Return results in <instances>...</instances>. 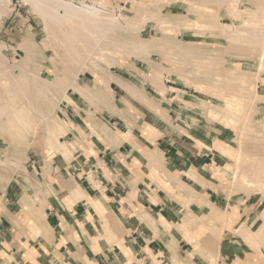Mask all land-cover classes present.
<instances>
[{
    "label": "rangeland",
    "instance_id": "1",
    "mask_svg": "<svg viewBox=\"0 0 264 264\" xmlns=\"http://www.w3.org/2000/svg\"><path fill=\"white\" fill-rule=\"evenodd\" d=\"M72 1L76 6L82 2L96 5L103 17L118 20L122 24L118 36L129 42V46L113 53L108 50L110 55L105 58L84 55L74 62L64 45L67 38L62 37L64 30L60 36L58 27L48 32L46 20L24 0H0V128L7 123L2 126L5 132L0 129V199L7 195L22 203L36 198L35 162L41 155L52 157L55 152L66 149L60 146V136L64 135L61 108L63 104L71 103L69 96L75 102V109L84 113L87 121L97 119L92 109L101 112L109 108V115L115 119L118 112L113 105V91H119V88L110 84L111 80L114 81L110 77L112 73L121 75L130 85L131 89L127 91L131 97H125L127 101L135 105L134 101H138L147 106L156 102L161 107L159 111L164 116L158 114L157 119L152 117L150 120L158 129L172 126L165 117L164 105H170L165 91H172L171 87H174L190 93L189 100L181 99L182 106L205 115L208 119H204L208 121L222 123V129L225 128L221 136L225 142L216 141L215 145L223 152L227 149L228 157L231 156L227 173L216 177L228 180L232 185L230 198L234 194L246 197L260 194L264 197V176L260 175V169L264 170V71L259 72L258 68L264 42L262 38L241 42L235 37L229 38L213 25L221 22L223 26L240 27L256 7L249 6L248 0ZM231 39L237 42L234 44ZM76 40L80 39L77 37ZM146 43L147 47H138ZM31 44L38 53L29 60L27 47ZM80 78H84L87 87L78 85ZM74 91L79 95L73 94ZM122 96L119 94L117 100L122 101ZM139 112L143 114L144 110L139 109ZM18 115L23 120L17 118ZM128 115L133 121L129 123L134 125H128V128L135 131L138 140L144 142L153 137L151 133H155L156 128L145 127L142 122L138 125L139 120L130 113ZM175 124L181 125L182 122L178 120ZM238 162L249 182L242 184L240 179L235 186L232 177ZM213 209L216 211L215 220L187 222L199 242L198 248L193 245L199 260L220 256L224 230L229 227L227 217L222 218L225 212ZM261 217L264 220V211L257 212L255 219ZM185 228L186 225L182 230ZM263 239L264 227L255 237L251 232L247 236L250 246L254 247H258ZM170 261L178 264L172 258ZM184 264L192 263L186 261Z\"/></svg>",
    "mask_w": 264,
    "mask_h": 264
},
{
    "label": "crops",
    "instance_id": "2",
    "mask_svg": "<svg viewBox=\"0 0 264 264\" xmlns=\"http://www.w3.org/2000/svg\"><path fill=\"white\" fill-rule=\"evenodd\" d=\"M110 84L119 88L112 90L115 119L106 108L92 109L97 119L87 121L69 96L71 103L61 108L60 146L66 149L35 162L36 198L0 199V264H173L171 258L178 264H264V239L258 247L247 241L250 232L255 237L264 227L262 217L255 219L264 211L263 195L230 198L232 185L216 177L227 173L231 156L215 145L225 142L222 123L183 107L181 99L192 95L171 87L164 93L170 105L164 106L172 126L158 129L150 122L164 116L156 102L135 105L118 82ZM78 85L88 86L84 78ZM128 113L138 125L156 128L153 137L138 140L128 128L134 127ZM213 208L225 212L229 226L214 263L195 256L199 242L187 225L211 221Z\"/></svg>",
    "mask_w": 264,
    "mask_h": 264
},
{
    "label": "bare ground",
    "instance_id": "3",
    "mask_svg": "<svg viewBox=\"0 0 264 264\" xmlns=\"http://www.w3.org/2000/svg\"><path fill=\"white\" fill-rule=\"evenodd\" d=\"M24 1L27 2V3H30L33 6V8L35 10H37V12L39 11L40 16L42 15L44 20H46L44 23L46 24V30H48V32H49V29H57V27H58L59 29H61V32H59V29L56 30V32H57V35H58V32H59L58 36H60V33H63L62 30L65 31V33L62 35V37L64 35H65V37H67L66 40H64V45L66 46V51H67L68 55L71 56V59H73L74 62L77 59H81L84 55H88V56L96 55V56H101L102 58L103 57L105 58V55H107V56L110 55L108 50L110 51V53H113L114 51H117V50H119V51L125 50L129 46L128 45L129 42H125L123 40V38H120L118 36V31H120V29L122 28V24L119 23L118 20H116L114 18H105V17H103L102 16L103 14H101L102 12L96 7V5H88L85 2H82V4L80 6H76L72 0H24ZM248 1H249V6L254 5L256 7V10H253V12L251 11L250 18L247 19V21H246V23L244 25H242L240 27H237V26H235V27L233 26L232 27V26H229V25L228 26L224 25L225 26L224 27L223 24H221V22H215L213 25H214V27L216 29L219 28L222 31V33L226 34L229 38H234L235 37L236 39H239L241 42L242 41H248V40L250 42V40L253 41L254 38H256V39L257 38H260V39L262 38V41L264 42V0H248ZM220 3H222V2H220ZM61 11H63L64 13L62 14ZM259 12H261L262 14H259ZM106 16H108V14ZM77 37L80 39L79 41L76 40ZM52 38H54V37H52ZM232 41L234 42V40H232ZM60 42H61V40H60ZM133 42H134V40H133ZM235 42H237V41H235ZM235 42H234V44H235ZM146 44L143 45V46H138V47H140V48L147 47L148 44L147 45ZM246 44L249 45L248 42ZM50 45H52V44H50ZM137 45H138V43H137ZM80 47L82 48V51L80 50ZM61 50H63V49H61ZM27 53H28V56H29L28 57L29 60H31V57L35 53L36 54L38 53V51L36 52L35 45L31 44L30 46H28L27 47ZM259 60H260V64H259V67H258L259 68V72H261V71L263 72L264 71V52L260 54ZM40 70H42L41 67H40ZM230 76H232V75L230 74ZM110 77L114 81L118 82L124 89L130 91L131 88L128 86V84H124V83L119 82L117 80V78H115V76L113 74ZM78 91H80V90H78ZM49 96L50 95L48 94V97ZM203 97H202V100L205 99ZM210 99H212V98H210ZM210 99H208V100H210ZM44 101L42 103H47V102H44ZM212 102H213V100H212ZM206 103H208V101H206ZM37 105H39V104L37 103ZM49 107H48V109H49ZM31 109H32V107H31ZM11 113H12V111H11ZM10 116H12V115H10ZM17 118L23 120L22 116L18 115ZM11 119H12V117H11ZM50 119H52V118H50ZM3 122H5V121H3ZM4 124H7V123H4ZM4 124L3 125L1 124V125L2 126H6ZM2 126L0 128L1 130L3 128ZM107 130L108 129H106V131ZM3 131L5 132L4 128H3ZM3 131H2V133H3ZM106 133L111 134L112 131L109 130V132H106ZM250 138H252V137H250ZM9 142H10V140H9ZM6 143H8V142H6ZM224 151H225L224 153H227V149H225ZM18 154H17V156H18ZM239 154L237 155L238 159H239ZM17 156H15V157H17ZM9 158H10V156H9ZM150 158L154 159L153 156H151ZM23 169H25V167ZM241 170L243 171L244 169H241V167L239 165V162H238L237 171L235 172V174H233V177H232V182H233V184L235 186H237V183L240 181V179L242 180V182H240L242 184H246L247 182H249V180L247 178H245V174H243V172ZM260 172H261L260 175L263 174V176H264V170L260 169ZM251 173H253V171ZM254 176H255V173L252 175V177L254 178ZM246 177H247V173H246ZM23 178H24V176H23ZM262 179H264V178H262ZM253 182H254V180H253ZM261 182H263V180H261ZM210 215H212V213H210ZM108 216H106V217H108ZM225 217H226L225 213L222 214L223 220H225ZM97 218H99V217L97 216ZM212 218H214V220H215V216L214 215H212ZM116 223H118V222L116 221ZM103 225L106 228H109L111 226L110 222L107 219L104 220Z\"/></svg>",
    "mask_w": 264,
    "mask_h": 264
}]
</instances>
